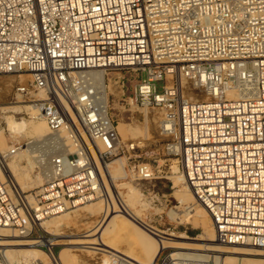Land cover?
I'll list each match as a JSON object with an SVG mask.
<instances>
[{
  "label": "built area",
  "instance_id": "built-area-1",
  "mask_svg": "<svg viewBox=\"0 0 264 264\" xmlns=\"http://www.w3.org/2000/svg\"><path fill=\"white\" fill-rule=\"evenodd\" d=\"M92 69L138 72L133 100L161 113L164 149L209 212L216 240L264 254V0H0V77L30 75L18 94L51 135L33 204L8 181L0 152V227L53 255L40 222L106 198L97 193L100 169L135 150L121 141ZM113 82L124 92L121 77ZM64 129L73 151L60 142ZM127 170L136 181L157 178L148 162Z\"/></svg>",
  "mask_w": 264,
  "mask_h": 264
},
{
  "label": "rangeland",
  "instance_id": "rangeland-1",
  "mask_svg": "<svg viewBox=\"0 0 264 264\" xmlns=\"http://www.w3.org/2000/svg\"><path fill=\"white\" fill-rule=\"evenodd\" d=\"M22 75L23 74H14L0 77V140L4 143V145L0 147V150L3 149L1 152L6 157V162L14 163L18 168L16 180L19 184L21 183V187H24L22 196H27V199L31 196L34 199V197L37 195L39 196V194L43 192L44 185L46 184V180L39 177H41V171L45 170L40 165L43 161L44 163H47V153L42 154L40 152H44L43 143L48 141L51 135L47 123L43 119H36L34 115L24 109H21L18 113H13L12 111L4 109V107L9 106L10 104H16L18 106L32 104L27 100H24L18 94V87L21 85H28L31 80L30 76ZM114 76L122 78V81L125 83L124 92L121 87L122 84H114ZM137 77L138 72L132 70L111 71L106 76L108 93L110 94V115L114 118L117 124V130L121 141L124 144H135V150L114 158L112 161L122 157L123 161L125 160L126 170L128 165L133 164L134 162H148L156 169L157 178L152 181H136L133 178L126 176L116 178L114 184L128 182L138 191L140 195V203H151V206L148 207L146 218L153 226L161 231L162 235L166 236L167 234H172L179 242L204 244L205 241L201 240L202 229L198 228V226L192 221V217L197 214L198 204L193 199L185 185L182 184L183 179L181 172L172 169L173 164L176 163L178 165L176 157L169 156L164 149L166 138L162 134L160 127L162 115L159 110L146 109L137 106L133 100V91L139 82ZM108 78L111 80H108ZM161 86L162 83L159 82V90H161ZM36 95L37 93L33 96L36 97ZM38 98L40 97L38 96ZM7 115H15L16 121L19 124V131L13 132L9 130L7 120H5ZM120 124L122 127H119ZM130 128L135 129L138 133L133 139L129 138L131 137V134H128V129ZM125 131L128 132L125 133ZM47 136H49V138H47ZM39 137H44V139L33 142V140H36ZM71 151H73V149ZM21 176L22 178H20ZM7 178L12 187L15 188L10 181L8 174ZM100 199L102 198H98L95 201ZM181 207L185 211L184 214L179 211ZM70 210H72V208L66 211ZM80 210L81 209L71 212V214H69L71 216H68L69 219L65 225L56 231L43 228L44 231L47 232L48 238L59 237L61 239H68L71 238L68 237L71 233L75 235L92 234L96 229V224L102 216L103 210L94 216L92 214L90 215L88 210ZM97 235H93L90 238H96L95 236ZM120 239L121 237L115 239V242L119 243L117 244L118 247L115 248L120 251L122 248H129V244L124 239H122V241H120ZM36 247L39 248L37 245ZM9 248L14 249L15 247L9 246ZM110 250L114 252V254H119L115 250ZM174 250L194 251L185 248L166 247L157 259L156 264H161V261L166 254L171 253ZM0 251L2 252L1 245ZM44 251L48 253L47 250L44 249ZM52 251L56 257H59L61 253H65L66 260H64V264L122 263V260L120 259L116 261L114 258H110V255H112L110 253L97 251L91 248H82L80 246L74 247L72 244H66L63 242H58L57 244L52 245ZM202 252L208 255V257L205 258L210 260L211 264H215V254H212L210 251ZM10 253L8 256L9 264H25L24 261L18 262V252L12 251ZM254 257H258V255H255ZM47 260L49 261V264H51L48 257L43 258L42 261L45 262L42 263L48 264V262H46Z\"/></svg>",
  "mask_w": 264,
  "mask_h": 264
},
{
  "label": "bare ground",
  "instance_id": "bare-ground-1",
  "mask_svg": "<svg viewBox=\"0 0 264 264\" xmlns=\"http://www.w3.org/2000/svg\"><path fill=\"white\" fill-rule=\"evenodd\" d=\"M22 74V76H30L29 74ZM86 74L94 80L98 89L101 91L108 89V84L106 83L107 71L105 69H92L87 71ZM38 96L40 98H38ZM35 98L41 99L43 98V94L39 92L37 93L36 97L34 96V99ZM4 109L12 111L13 113H18L21 109H24L32 115L36 114L35 107L32 104L25 106L10 104L9 106L4 107ZM5 118V120H7V126L9 130L13 132L19 131V124L16 121L15 115H7ZM119 127H122V125L120 124ZM128 131V134H131V137H129L130 139H133L138 135L135 129L130 128ZM128 131H125V133ZM49 136H47V138H49ZM60 136L63 138V140H60V142L72 150L73 145L68 137V132L64 129L60 133ZM41 139H44V137H39L36 140H33V142L39 141ZM2 145H4V143L2 140H0V147ZM4 158V166L7 172L6 174H8L10 181L13 183L17 191L22 195L24 192V187L22 186V188L20 186L21 183L19 184L16 180L18 168L14 165V163L6 162L5 156ZM172 169L174 171L181 172L183 179L182 184L185 185L193 199L198 204L197 214L192 217V221L198 226V228L202 229L201 240L205 241L204 244L179 242L172 234H167L164 236L161 234V231L158 228L153 226L147 220L146 215L148 207L151 206V203H140V195L138 191L128 182L114 184V180L116 178L127 176L125 160L123 161L122 157L115 159L107 166H103V168L100 169L103 176L104 187L102 188V191H100L99 187H97V193L100 195V193L102 194L103 189H105L103 193L106 198L84 204L82 206L73 208L70 211L65 210L60 214L44 219L39 224V226L43 228L56 231L65 225L69 219L68 216H71L69 215L71 212L78 211L79 209H85V211L88 210L90 215L92 214L94 216L103 210L102 216L96 224V229L92 232L93 235L98 234L95 236L96 238H90L93 236L90 233L83 235H75L71 233V235H68V237L71 238H43L41 239V243H44L51 248L52 245L57 244L58 242H63L66 244H72L74 247L80 246L82 248H91L97 251L107 252L112 254L110 255V258H114L116 261L118 259L122 260V263L120 262V264H155L160 251L164 247H178L194 250L172 251L169 258L170 264H177L178 262H206L208 259L205 257H208V255L202 251H210L212 254H215V264H264V254L260 251L247 246L224 245L216 240V231L209 212L195 199L190 187L185 182L181 169L176 163L173 164ZM48 173L49 171L47 169L42 170L41 177L39 178L46 180ZM20 178H22V176ZM28 201L30 204L34 203V200L31 196L28 198ZM179 211L182 214L185 213L182 207ZM26 226L27 228H31L33 224L30 225L28 222H26ZM118 237H121L120 241L124 239L129 244V248H122L121 251L116 249L115 247H118L117 244L119 243H116L115 239ZM0 245L2 246L1 253L5 258L4 264H9L8 256L12 251L18 252V262L24 261L25 264H43L42 262L45 261H42V259L46 257L49 258L51 264H64V260H66L65 253H61L59 257L54 256V254L51 255L46 253L44 250L36 247L35 241L25 238L23 235H20L18 232L13 231V229L10 228L0 227ZM9 246H13L15 248H9ZM110 249L117 251L119 254H114V252H112ZM255 255H258V257H254ZM46 262L49 264L48 260Z\"/></svg>",
  "mask_w": 264,
  "mask_h": 264
}]
</instances>
